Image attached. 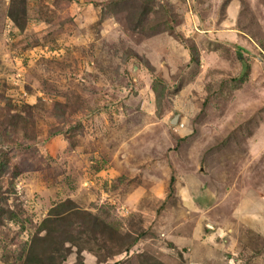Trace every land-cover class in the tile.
I'll return each mask as SVG.
<instances>
[{"label":"rangeland","instance_id":"1","mask_svg":"<svg viewBox=\"0 0 264 264\" xmlns=\"http://www.w3.org/2000/svg\"><path fill=\"white\" fill-rule=\"evenodd\" d=\"M32 241L264 264V0H0V264Z\"/></svg>","mask_w":264,"mask_h":264},{"label":"trees","instance_id":"2","mask_svg":"<svg viewBox=\"0 0 264 264\" xmlns=\"http://www.w3.org/2000/svg\"><path fill=\"white\" fill-rule=\"evenodd\" d=\"M64 205H66L65 203H61V204H59L58 205V207H57V209L58 210H67V209H69V208H71L72 206H70L69 204H67V208H66V206H64ZM82 215V219H85L86 217H84V215L83 214H81ZM12 216V215H11ZM14 216V215H13ZM89 216H92L90 213H89ZM44 221H46V220H44ZM42 226H47L46 225V222L45 223H43V225ZM140 234H141V232L140 233H136L135 235H134V239H133V242L131 243V245H130V247L131 246H133V244L136 242V241H138V238H139V236H140ZM46 237H47V235H46ZM33 239V238H32ZM34 242L32 241V243H31V245H30V247H29V250L27 251V257H26V259H25V264H40L39 263V261H40V256H38V255H34V253H33V249H34ZM48 260H49V258H48Z\"/></svg>","mask_w":264,"mask_h":264}]
</instances>
